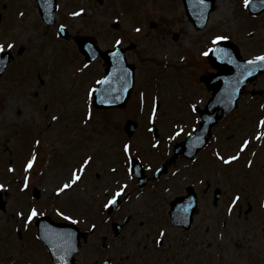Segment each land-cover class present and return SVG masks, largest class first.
Masks as SVG:
<instances>
[{"label": "rangeland", "instance_id": "obj_1", "mask_svg": "<svg viewBox=\"0 0 264 264\" xmlns=\"http://www.w3.org/2000/svg\"><path fill=\"white\" fill-rule=\"evenodd\" d=\"M59 1L57 22L46 26L33 0H0V43L14 44V59L0 77V184L5 185L1 198L6 202L0 209V264L16 256L20 264H49L44 246L35 238L36 220L25 226V218L17 215L21 211L27 214L33 205L56 220L63 219L57 216L56 209L60 208L78 220L82 230L96 225L76 254L75 264H103L106 259L111 264H264V138L256 139L258 133L264 132L260 126L264 116L260 99L247 94L229 120L217 124L215 137L196 162L181 158L168 165L166 174L152 181L153 170L172 154V143L184 137L180 134V138L169 139L177 132V121L193 119L188 104L173 103L176 90L190 84L186 74L191 72V62L199 58V40L192 42V36L200 35L193 34L182 10L175 9L179 0H142L140 10L134 6L135 0H104L103 4L82 0L92 12L83 11L79 16L70 12L78 7L67 10L78 0ZM242 3L244 0H217L210 25L204 31L209 42L219 35L238 39V29L257 30L259 35L258 26L264 37V16L252 18V22L245 19L250 12L239 7ZM170 14L183 16L178 19L182 23L171 22ZM115 17L131 25L144 23L146 29L149 21H160L169 34L160 39L162 44L155 43L154 37L160 29L149 27L151 34L131 37L139 42L141 50L137 72L147 92L146 104H138L135 97L123 109H96L90 90L104 71L102 60L85 63L75 40L57 35L58 22L68 25L73 36L96 35L104 48L122 35V25L120 30L111 27ZM176 33H180L178 40L174 39ZM249 43L243 46L245 54L264 51L257 38ZM21 47L24 51L19 54ZM176 47L177 53L191 49L190 67L181 72L170 68L174 62L168 52ZM165 63L171 64L164 66ZM173 77L181 78L179 86H175ZM258 86L264 87L263 77ZM153 92L163 100L155 117L159 139L150 130ZM129 118L139 122L131 146L144 158L150 170L149 181L138 185L132 176L129 179L122 175L119 182L124 180L128 186L124 196L130 195L108 219L104 205L113 194H105V190L115 178L109 168L114 159L126 160L121 145L129 140L123 129ZM253 134L243 156L230 164L220 159L237 155L243 141ZM156 140L159 146H154ZM34 152L37 160L26 172V163ZM90 153L93 160L85 169L83 184L78 182L73 189L57 195L55 189ZM120 160L117 166L122 173ZM248 161H252L251 166ZM26 175L30 177L29 187L24 189ZM191 185L198 193V209L190 228L185 229L170 223V202L186 194V187ZM119 186L120 183L115 185ZM216 190L220 192L217 198ZM236 194L241 199L229 213ZM127 216L128 224L115 235L112 222H122ZM17 227L22 234L17 235Z\"/></svg>", "mask_w": 264, "mask_h": 264}, {"label": "flooded vegetation", "instance_id": "obj_2", "mask_svg": "<svg viewBox=\"0 0 264 264\" xmlns=\"http://www.w3.org/2000/svg\"><path fill=\"white\" fill-rule=\"evenodd\" d=\"M97 1L100 3L104 2V0H97ZM178 2L179 3L177 4L175 9L182 10L183 16L186 18V22L188 23L189 27L194 29L193 34L200 35L198 38L195 36H192V39H193L192 42L199 40L198 48H196V50L198 51L197 54L199 58L195 59L194 62L190 59V55H189V53H191L189 52L191 51L190 48H189L190 50L188 49L189 51H186L184 49L183 51H181V53L176 52L177 47L173 48V50L175 51V54H178V55L181 54L180 56L174 57V60H173L174 64H172L171 66H173L175 69L183 71L184 68L190 67L189 62L191 61L192 62H191V72L186 74L190 80V84L188 87L180 86L179 89L176 90L175 101L174 103L173 102L172 103L173 104H188V108L194 112H201L202 110H205V109L220 111L223 108L224 109L228 108L229 105L233 104V102L237 99L238 94H241L238 98L239 104L241 100L247 94H250L251 98L253 97V99H255L256 97L260 99V102H261L259 103L260 109H264V103H262V101L264 100V87L258 86L259 79L261 77L264 78V71H261L262 68L264 67V62L258 61L255 64L248 65L247 63L242 62V59H241V56H244L245 58L255 59L257 56L264 54V51H261L259 53L247 55L245 54L246 48L244 49L245 47L244 44L250 45L249 43L250 40L254 38H257L258 40H260V42L264 46V37L262 38L261 36L262 33L260 31L261 30L260 26H258L259 35H258L257 30H255L257 32L253 30H251L252 31L251 32L250 30L243 31V30L238 29L239 37L238 39H235L234 41L238 47L237 46L232 47V44L229 40H227V43H224V45L227 44V47L230 48V50H228L226 47H224V49L227 50L228 55L231 56V59H229L228 56L225 58H221L219 56L218 60H215V59L211 60L210 58L211 56H209L210 53L208 56L203 55V53L206 52L209 48H212V46H210V42L208 38L209 35L208 33L204 34V31L206 30V28L209 27V23L211 21L210 18L214 10L217 7V0H212L211 4L214 6L213 11H211V13L209 14L208 22L203 29L197 28V25H200L202 23V20L204 17L202 12L198 10L199 15H196V18H191L187 14L183 6L182 0H179ZM205 2L207 3V0H205ZM195 3L197 5H200V1H197ZM91 4L93 5V3ZM243 5L244 4L242 3L240 4L239 7L242 10L249 13L248 8ZM134 6L135 8H138L140 10V8L144 6V4L142 0H135ZM207 6L209 7V4ZM72 7L75 8L77 6H72ZM241 9L240 11L242 12ZM240 15H242V13H240ZM170 16H171V19H170L171 22H178V19L183 18V16L177 17L173 14H170ZM259 16L263 17L264 11L256 15L249 13V16L247 15V18L245 17L244 18L252 22V18H256V17L258 18ZM178 23H182V21L179 20ZM113 24H114L113 26L114 29H119L122 25V30L120 31V34L122 35L117 37L116 40L117 39L122 40V44L119 45L122 52L127 57L128 61L136 64L135 84H134L133 90L131 92V95H130V98L127 104H129V101H131V99L135 97L138 98V104H146L147 98L145 99L144 94L147 92H145V90H141L143 85H141V79L139 78L138 72H137L139 68V60H140L139 56L141 54V50H139V42L131 39V37L133 35H137L138 37L139 35H142V34H146V35L151 34L149 27L155 31L156 29H160L159 32L154 33V37L156 40L155 43L162 44L163 42H160V39L168 35L169 31L167 30V27L163 26L160 21H153V20L148 22L149 27L147 29L144 23L142 25H140L139 23H133L131 25L130 22L128 23L116 22ZM137 28L141 30L137 32L136 31ZM198 33H201V34H198ZM245 33H247V35H244ZM179 34L180 33H176V36L174 39L178 40ZM263 35H264V26H263ZM108 47H113V44ZM220 49H223V48H220ZM173 81H174L175 86H179L178 81H182V80L181 78H174ZM243 83L244 85H242ZM140 96H141L142 101H140ZM214 97H216L218 101H216ZM152 98L153 99L155 98L153 94H152ZM157 99L159 102H155L151 99V103L163 104V100L162 101L159 100L160 98L158 94H157ZM194 105L195 107H193ZM194 121L195 122L199 121V113L194 118ZM154 178H155V175L153 173L152 179ZM136 181L139 185V181L138 180ZM185 205L188 206V203H186ZM16 233L17 235L22 234L19 227L16 228ZM45 251L49 255L46 249ZM9 261L10 262L7 264H20L21 263V261L20 263H18L19 259L17 258V256L14 260L9 258ZM48 263L54 264L53 262L50 263V260H48ZM26 264H33V263L32 261H28Z\"/></svg>", "mask_w": 264, "mask_h": 264}, {"label": "water", "instance_id": "obj_3", "mask_svg": "<svg viewBox=\"0 0 264 264\" xmlns=\"http://www.w3.org/2000/svg\"><path fill=\"white\" fill-rule=\"evenodd\" d=\"M40 4V10H41V15L43 16V19L46 21V23H52L55 20V4L56 0H38ZM187 10L189 12V15L192 16L193 18H196V15L198 14V10L202 12L203 15H206L208 13L209 7L207 6V3H201L200 5H197L195 3V0H184ZM211 1V0H210ZM212 2V1H211ZM63 31V30H61ZM78 45L80 50L86 54V58L88 60L93 59V51L95 57L98 55H102L106 62L111 64L110 58L106 55V51H101L98 46L96 45V40L93 36H78ZM89 45H91V48L93 51L89 50ZM13 59V55L11 53L10 49H7L5 52L0 53V76L4 72L5 68L9 64V62ZM108 74L109 76L114 72V66H109L108 68ZM108 77V75H107ZM110 79L108 83H100V86L96 89L94 96H95V104L98 106L104 107V106H114L115 104H118V106H124L126 103V100L130 94V90L126 94H122V90H119V87L121 84L118 86L117 89L113 90V86L110 84ZM126 97V99H125ZM125 99V100H124ZM107 101V102H106ZM118 102V103H116ZM229 109H225L224 112H228ZM215 110H205L203 111V118L205 119V123H203L201 130L196 133L195 136H198V138H201L204 140V137L206 134H208L210 127L219 120L221 117H217L215 114ZM212 115L214 118H212L210 121H207V116ZM135 128V123L132 121H129L126 124V129L128 131H133ZM203 142V141H202ZM201 143L197 142V145H200ZM183 149L186 150L184 145H182ZM179 148V146H178ZM194 149V148H193ZM178 153H176V156ZM187 199H190V197L185 198L182 197L181 199L175 201L173 203V209L171 211L173 217L176 222H181L183 223L180 218H183V216L178 213L177 211V206L183 205ZM184 209V208H183ZM47 219V218H46ZM48 220V219H47ZM46 221V220H45ZM49 222V221H48ZM56 227L60 228V231L58 232L57 230L56 235L54 236H49L48 233L47 235L45 234V231L43 230V225H40V236L45 239L47 244L50 247L51 253L53 255L54 260L57 263L60 264H73L74 262V254L77 252L79 249V233L75 229L73 225L70 224H57L55 225ZM116 227V226H115ZM119 229V227H118ZM76 230V231H75ZM119 231V230H117ZM63 234H70V239L68 238L67 235ZM70 248V251L68 250ZM55 249V250H54ZM63 257V259H61Z\"/></svg>", "mask_w": 264, "mask_h": 264}, {"label": "snow or ice", "instance_id": "obj_4", "mask_svg": "<svg viewBox=\"0 0 264 264\" xmlns=\"http://www.w3.org/2000/svg\"><path fill=\"white\" fill-rule=\"evenodd\" d=\"M200 2L203 4L205 3V0H200ZM250 3V0H244V6L248 7ZM84 11V9H81L80 12H73L72 15L73 16H79L82 12ZM64 26L61 25V30H63ZM141 29L137 28L136 31L139 32ZM59 34V33H58ZM229 39V37L227 36H216L214 37L212 43L215 45L217 43H219L220 41L223 40H227ZM116 45H120L122 44V40L121 39H117L116 40ZM14 47V44L12 43H8L7 45L0 43V53L5 52V49H11ZM89 50L93 51L91 48V45H89ZM210 52H216L221 58H225L227 57L228 53L227 50L225 49H217V48H209L206 52L203 53L204 56H208ZM112 56L117 58L118 60H122L123 57L120 53L119 48H116L113 52H112ZM92 58H95L94 55V51H93V56ZM257 61H262L264 62V54H261L259 56H257L254 60L248 61L249 64H255ZM2 62V61H0ZM91 61H89L90 63ZM85 67H87V65H85ZM125 74L127 75V69L124 70ZM109 77H105L103 80L98 81V83H108L109 82ZM96 89H91L90 90V94L92 92H95ZM107 102V101H106ZM195 107V105L193 106ZM89 116H91V113H89ZM156 117V108H153L152 111V118L155 119ZM53 119H57L56 117H53ZM260 126L264 127V120L260 121ZM184 131L183 128H180L179 131H177L175 133L174 136H170L169 139H175L177 136H179L182 132ZM190 135V134H189ZM264 138V132H260L257 134L256 139H261ZM37 144L40 143L39 140L36 141ZM160 141L156 140L155 145L154 146H159ZM250 144V140H244L243 143L240 145V152H243L245 149H247V147ZM124 151L128 154L127 160L125 161L126 163L130 162L132 160V155H131V144H125L124 145ZM217 155L219 156V153H217ZM221 160L224 161V163L226 164H230L231 162L239 159V153H237V155H233V156H229L227 159H225L223 156L220 157ZM37 160V155L35 154V152L33 153V155L31 156V158L27 161L26 166H25V171L27 172L28 170H31L35 164ZM93 157L88 156L86 159H84V161L80 164V166L78 168H75L74 170H72L70 177L62 183V186L57 187L55 189V192L57 195L61 194V193H65L66 190H71L73 189V187L75 185L78 184L79 181H81L82 179V175L85 172V169L90 165V163L92 162ZM249 166H251L252 161H248ZM149 167H151V165H149ZM10 171H14V169H10ZM113 171H115V169H113ZM129 172L133 171V168H129L128 169ZM29 176H25L24 178V184H23V188L27 189L29 187ZM127 187V185H124L122 187H119L117 189V191L115 192L114 195H112L111 199L108 200V202L104 205L105 208L111 207L112 205L117 204L118 198L121 197L124 194L125 188ZM5 185L4 184H0V190L4 189ZM241 197L239 194H236L235 197L233 198L231 205L228 208V212L231 213L233 208L237 205V203L240 201ZM56 212L64 219L68 220V221H73L74 223H79L78 220H75L74 217L72 215H66L64 211H61L59 208L56 209ZM17 215L24 217L25 218V226H27V224H30L34 219H37L38 217H41L44 215V212L41 211L38 207H36L35 205H33L30 210L28 211L27 214H25L23 211L18 212ZM93 228L96 227L95 224L92 225ZM43 230L45 231V234L47 235L48 233V226H43ZM63 235H67L68 238L70 239V234H63ZM164 233H161V237H163ZM157 243H162V240H157ZM55 250V249H54ZM70 251V248L68 249ZM61 259H63V257H61Z\"/></svg>", "mask_w": 264, "mask_h": 264}]
</instances>
